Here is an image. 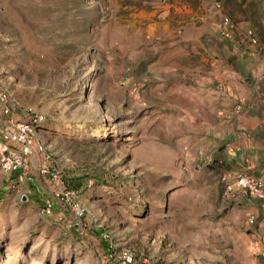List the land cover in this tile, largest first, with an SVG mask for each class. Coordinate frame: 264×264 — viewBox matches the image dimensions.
Returning a JSON list of instances; mask_svg holds the SVG:
<instances>
[{
	"label": "rangeland",
	"instance_id": "374dc122",
	"mask_svg": "<svg viewBox=\"0 0 264 264\" xmlns=\"http://www.w3.org/2000/svg\"><path fill=\"white\" fill-rule=\"evenodd\" d=\"M217 2L0 0V92L13 118L42 115L50 167L83 208L74 217L36 163L18 187L0 168V264H264L263 203L224 193L241 133L264 149V96L246 125L211 120L220 54L188 22L196 9L217 21Z\"/></svg>",
	"mask_w": 264,
	"mask_h": 264
},
{
	"label": "crops",
	"instance_id": "0c3cea01",
	"mask_svg": "<svg viewBox=\"0 0 264 264\" xmlns=\"http://www.w3.org/2000/svg\"><path fill=\"white\" fill-rule=\"evenodd\" d=\"M223 2L222 13L211 9L214 14L219 15L217 21L216 19H206L207 16H211L207 14V9H196V11H192L188 22L194 25L192 29H196V24L200 23L198 28L202 29L207 36L203 41L204 46L211 52L217 48L220 54L221 60L212 64L213 66L206 73V78L209 82L208 91L210 93L208 94L213 97L217 96L219 99L222 98V102L221 104H217V102V107L209 115L214 116L216 113V121L223 120L232 126L238 125L241 121L246 125L250 123L251 119L246 117L256 115V109L260 108V99L264 96V0H223ZM221 15L228 16L233 23L234 28L230 38H222L218 33ZM248 29L254 32L257 39V44L254 47L250 45L245 35ZM237 103L242 104L241 114L230 119L222 115V113L230 114L232 107ZM263 107L264 105H262ZM213 116L211 120L214 119ZM245 134L241 133L239 138L243 143L245 138L249 137L248 133ZM233 137L235 139V134ZM243 143L240 142L242 146L241 157H239L241 161L238 162L241 166L240 172H245L244 166L248 160L247 157L253 159V161L250 160L251 162L256 163L264 152V149H259L256 143L251 141ZM255 150L258 155L253 158L251 155L255 153ZM199 154L207 158V165L212 164L211 155L203 154L202 151H199ZM216 154V151L212 152L213 157ZM238 194L240 197H249L255 202H260L244 192ZM260 203L262 204V202ZM262 206L264 207V203ZM256 247L259 250L262 246L259 247L256 244ZM258 252L264 257L263 251L259 250Z\"/></svg>",
	"mask_w": 264,
	"mask_h": 264
},
{
	"label": "built area",
	"instance_id": "2783aa9c",
	"mask_svg": "<svg viewBox=\"0 0 264 264\" xmlns=\"http://www.w3.org/2000/svg\"><path fill=\"white\" fill-rule=\"evenodd\" d=\"M215 8L220 11L221 3L217 2ZM234 26L230 18L221 15L218 25V33L222 38H230ZM251 46L257 44L254 32L248 29L245 33ZM0 109L4 115H9L0 124V168L8 173L14 174L15 179L10 181L12 186L19 185L28 177L27 167L29 163H36L39 173L49 175L55 181V196L59 198L63 205L71 210L76 218H81L83 208L78 202V195L75 191L69 190L58 183V170L50 167L52 161L51 153L42 140L40 124L44 122L42 115L35 113L31 109H24L22 117L13 118L10 114L14 113L17 107L8 102L7 95L0 92ZM242 104L237 103L232 107L230 114H223L227 119L233 118L242 112ZM245 172L235 175L233 183L225 182L224 193L244 192L264 203V152L260 155L256 163L246 160ZM43 213L49 214L53 208V201L47 199L44 203ZM248 223L254 222V217L247 218Z\"/></svg>",
	"mask_w": 264,
	"mask_h": 264
},
{
	"label": "trees",
	"instance_id": "16d2710c",
	"mask_svg": "<svg viewBox=\"0 0 264 264\" xmlns=\"http://www.w3.org/2000/svg\"><path fill=\"white\" fill-rule=\"evenodd\" d=\"M40 126L42 127V128H47V124H46V122H42L41 124H40ZM15 179V175L14 174H10V181H13ZM64 182V186L67 188V189H71V186L69 185V182L68 181H63ZM19 186V185H18ZM17 185H15L14 187H18ZM87 187V186H86ZM71 190H73V189H71ZM73 191H75L76 193H78V191H76V190H73ZM25 197H26V199H27V201H28V196H26L25 195ZM105 264H114L112 261H110V262H106ZM129 264H139V263H137V262H132V263H129Z\"/></svg>",
	"mask_w": 264,
	"mask_h": 264
},
{
	"label": "bare ground",
	"instance_id": "6f19581e",
	"mask_svg": "<svg viewBox=\"0 0 264 264\" xmlns=\"http://www.w3.org/2000/svg\"><path fill=\"white\" fill-rule=\"evenodd\" d=\"M40 130H41V128H40ZM105 135H106L105 132H103L100 137H104Z\"/></svg>",
	"mask_w": 264,
	"mask_h": 264
},
{
	"label": "water",
	"instance_id": "95a60500",
	"mask_svg": "<svg viewBox=\"0 0 264 264\" xmlns=\"http://www.w3.org/2000/svg\"><path fill=\"white\" fill-rule=\"evenodd\" d=\"M25 199V197H22V200H24Z\"/></svg>",
	"mask_w": 264,
	"mask_h": 264
}]
</instances>
